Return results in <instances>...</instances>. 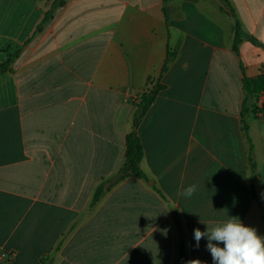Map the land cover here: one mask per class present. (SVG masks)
Masks as SVG:
<instances>
[{"label":"crops","instance_id":"0c3cea01","mask_svg":"<svg viewBox=\"0 0 264 264\" xmlns=\"http://www.w3.org/2000/svg\"><path fill=\"white\" fill-rule=\"evenodd\" d=\"M10 53L0 264H180L182 248L184 264H214L194 230L229 216L264 237V92L243 117L244 76L264 75V0H0V64ZM151 93L144 176L115 182Z\"/></svg>","mask_w":264,"mask_h":264},{"label":"clouds","instance_id":"9594fccd","mask_svg":"<svg viewBox=\"0 0 264 264\" xmlns=\"http://www.w3.org/2000/svg\"><path fill=\"white\" fill-rule=\"evenodd\" d=\"M195 191L196 186L190 185L181 195L190 198ZM204 237H207L206 247L214 264H264V237L259 236L256 229L245 226L239 217L229 216L213 227L207 226L204 232L199 228L195 229L197 248ZM219 244L223 247L218 246ZM188 264H201V261L194 259Z\"/></svg>","mask_w":264,"mask_h":264},{"label":"trees","instance_id":"16d2710c","mask_svg":"<svg viewBox=\"0 0 264 264\" xmlns=\"http://www.w3.org/2000/svg\"><path fill=\"white\" fill-rule=\"evenodd\" d=\"M50 18V14L46 13L45 17L42 21V23H45ZM41 29V27H39ZM240 44V30L239 26L236 28V38H235V49L238 51ZM17 57V53L14 54H8L7 59L0 64V74L5 73L9 70L11 63L14 61V59ZM168 64V61L167 63ZM243 85L244 90L246 92V102L245 107L243 109V117L248 116L250 113H257L259 111L258 108H256V105L254 104V100L257 99L259 96L262 95L264 92V75H261L257 79H251L248 78L246 75L243 79ZM155 98V94H145L142 96L141 102L139 104V113L137 114L135 118V131L129 136V152L127 154V158L125 161L124 166L119 171L117 177L114 179L115 182L121 181L131 175L143 177L144 174L140 168V163L142 160V144L141 140L139 138L137 129L140 123V120L144 116V114L147 112V110L150 108L151 104L153 103ZM248 124L246 121H244V131L248 132ZM251 166L253 170V183L251 188V194L254 198L257 199V193H256V163L254 161V147H251ZM111 183V182H110ZM105 186L102 185L96 193V198H100L104 192H105ZM185 262V254L183 248L181 249V260L180 264H184Z\"/></svg>","mask_w":264,"mask_h":264}]
</instances>
